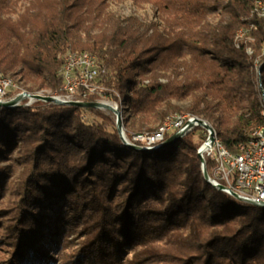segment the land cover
<instances>
[{
  "label": "trees",
  "instance_id": "1",
  "mask_svg": "<svg viewBox=\"0 0 264 264\" xmlns=\"http://www.w3.org/2000/svg\"><path fill=\"white\" fill-rule=\"evenodd\" d=\"M122 1L0 0V71L28 93L63 95V55L91 52L127 139L186 113L240 152L264 122L256 0H129L151 13L111 10ZM204 132L194 126L146 151L123 142L107 110L0 106V264H264V207L206 181ZM205 167L212 176L207 157Z\"/></svg>",
  "mask_w": 264,
  "mask_h": 264
},
{
  "label": "built area",
  "instance_id": "2",
  "mask_svg": "<svg viewBox=\"0 0 264 264\" xmlns=\"http://www.w3.org/2000/svg\"><path fill=\"white\" fill-rule=\"evenodd\" d=\"M62 60L59 74L63 80L61 89L64 94L55 96L63 100L76 101H85L89 96H96L98 97L97 100L102 102H107L106 99L109 100L108 96L103 93V88L97 83V78L103 72V68L96 56H87L86 62H75L74 58L71 57ZM10 89L12 88L9 87L8 81L0 75V100L11 99L18 94L7 96ZM31 101L32 99H29V102ZM193 120L185 116H173L167 119L164 130L156 137L131 138V141L152 146L163 141L169 133L183 132L185 135L192 128L189 127V122ZM253 136H261L262 149L251 151L243 159H226L218 146H215L213 142L210 144L205 142L208 138L206 134V139L200 147L205 158L213 161L212 176H210L212 179L218 180L227 187V190L236 192L245 200L264 203V130ZM246 146H251V138Z\"/></svg>",
  "mask_w": 264,
  "mask_h": 264
},
{
  "label": "water",
  "instance_id": "3",
  "mask_svg": "<svg viewBox=\"0 0 264 264\" xmlns=\"http://www.w3.org/2000/svg\"><path fill=\"white\" fill-rule=\"evenodd\" d=\"M24 99H27L28 101H29V99L44 100V101L53 102V103L60 104V105H75V106H79V107H93V108H99V109L110 111L113 113V115L115 117L116 128H117V131L120 134L123 142L126 145H128L132 148H136V149H141V150H146V151H156V150L163 149L165 147H168V146L174 144L179 139H181L182 136H184L183 132H174L169 137H167L166 139H164L163 141H161L155 145H152L149 147L148 146H144V147L139 146L136 144V141H131V139H127L125 137V133H124V129H123L122 110L118 106H115L112 103L102 102V101H98V100H94V101L63 100V99L59 98L58 96L51 95V94L28 93V92L24 91V92L18 93L15 97H13L11 99L0 100V106L14 107V106L18 105V103ZM193 126H201V127L205 128L206 130L209 131L208 138L205 141L207 144H210L214 140L215 130L210 124H208L204 120L196 117V118H194L193 121L189 122V127H193ZM138 143H140V142H138ZM197 153H198L199 158L201 160V167H202L203 176L206 179V181L210 182V176L208 175L206 167H205V160L199 151ZM213 186L224 191V192H226V193H228L229 195L233 196L234 198H236L240 201L247 202V203L253 204V205H257L260 207H264V203H257L254 201L245 200L242 197H240L236 192H234L230 189H229V191L227 190L228 191L227 192L226 191L227 187L221 183L216 184V185L214 184Z\"/></svg>",
  "mask_w": 264,
  "mask_h": 264
},
{
  "label": "bare ground",
  "instance_id": "4",
  "mask_svg": "<svg viewBox=\"0 0 264 264\" xmlns=\"http://www.w3.org/2000/svg\"><path fill=\"white\" fill-rule=\"evenodd\" d=\"M254 11L258 16L264 17V0H256L255 5H254ZM242 33H240L241 35ZM264 51V50H263ZM248 53H251V50H248ZM87 56H96L95 54L91 53V52H87V51H81V52H66L63 58H74L75 62H86V57ZM0 75L3 76L4 79H6L8 81L9 87H11L12 89H17L18 92L17 93H21L24 92L25 90L22 89L19 84L17 82H15L14 80H12L9 77H6L2 74V72L0 71ZM35 93H39V94H50L48 91L40 89ZM52 95V94H51ZM55 95V94H53ZM115 105H117L115 103ZM118 106V105H117ZM261 115L264 117V97L262 100V104H261V111H260ZM173 116H185L186 118H190V119H194L196 117L194 116H189L187 114H171L165 117V119L157 126V128L152 131V132H145V133H141V134H134L131 136V138H135V139H142V138H153L156 137L157 135H159V133H161L165 126L167 125V119L172 118ZM264 130V122L263 124H261L253 133L251 136V146H246L247 143L245 145L240 146V152L238 153H233L230 152L224 144H222L216 137V135H214V140L212 141L213 144L215 146L219 147V150L221 151V153L224 155V157H226V159H243L245 158L246 155L250 154L251 151H260L262 149V139L261 136H253L256 134L261 133V131ZM206 136L209 135V131L205 129ZM149 147V146H148ZM198 151L201 153V155L203 156L204 160H205V154L202 150L201 147H199ZM197 151V152H198ZM210 182L212 185H216L219 184L220 182L218 180H214L210 177ZM227 191V189H226ZM229 191V190H228ZM227 191V192H228ZM250 201H254L255 200H250ZM257 203H263V202H257Z\"/></svg>",
  "mask_w": 264,
  "mask_h": 264
},
{
  "label": "rangeland",
  "instance_id": "5",
  "mask_svg": "<svg viewBox=\"0 0 264 264\" xmlns=\"http://www.w3.org/2000/svg\"><path fill=\"white\" fill-rule=\"evenodd\" d=\"M110 8H111V10H114V11L120 13L121 15H129V14H132V13L133 14H137V15H142L144 11H147V12L151 13V11L149 9L150 8V5L149 4H143V5H141V7H138V6L132 5L129 0H124L121 3H118V4L112 3L110 5ZM106 101L109 102L110 100H107L106 99ZM109 103H111V102H109ZM112 104H114V103H112ZM187 115H189V114H187ZM197 118H199V117H197ZM200 119H202L206 123L210 124L206 119H203V118H200ZM203 129L205 130V128H203ZM214 135H216V133Z\"/></svg>",
  "mask_w": 264,
  "mask_h": 264
}]
</instances>
